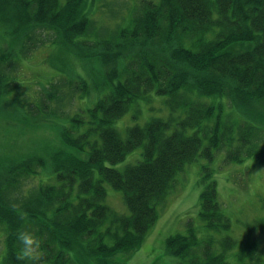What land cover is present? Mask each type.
<instances>
[{
    "label": "trees",
    "instance_id": "obj_1",
    "mask_svg": "<svg viewBox=\"0 0 264 264\" xmlns=\"http://www.w3.org/2000/svg\"><path fill=\"white\" fill-rule=\"evenodd\" d=\"M84 3L0 0V23L7 28L0 31L8 39L25 38L34 27L48 29L54 44L80 47L84 52L71 49L73 55L98 57L110 66L100 84L94 83L100 95L86 109L66 112L60 102L64 76L43 89L69 118L61 134L75 151H55L50 168L41 156L0 161V264H26L16 258L22 230L45 237L42 264H115L116 252L141 245L188 164L212 160L218 150L226 151L229 162L264 161V0H143L132 27L95 43L78 39L90 23ZM115 78L109 87L107 79ZM87 84H72L78 97L94 92ZM153 91L166 96L172 112L182 109L186 116H155L128 126L123 137L114 123ZM4 92L0 88V101ZM203 96L225 97L233 110L224 113L222 102L208 103ZM139 146L138 162L123 169L106 165ZM37 177L38 184L28 187ZM107 183L122 192L129 213L107 203ZM199 218V226L190 220L186 233L167 239L170 253L187 258V264H264V245L256 238L263 223L249 225L240 239L230 234L232 220L215 179L200 194Z\"/></svg>",
    "mask_w": 264,
    "mask_h": 264
},
{
    "label": "rangeland",
    "instance_id": "obj_2",
    "mask_svg": "<svg viewBox=\"0 0 264 264\" xmlns=\"http://www.w3.org/2000/svg\"><path fill=\"white\" fill-rule=\"evenodd\" d=\"M141 1L143 0H85L83 11L90 23L86 33L79 35L78 39L95 43L103 38H117L120 30L132 27L135 8ZM0 28L3 32L7 30L2 23ZM0 32V58L5 59L0 62V70L4 73L0 77V88L6 90L0 101V106H4L0 110V161L6 162L4 157L9 156H41L46 159V166L50 168V156L55 151L75 150L63 140L61 134L63 127L70 125V120L59 113L57 101L48 99L44 87L58 83L64 76L67 85L61 91L64 98L60 102L65 106L66 112L71 110L72 113L80 107L86 109L100 95L96 92L94 83L100 84L110 66L103 67L98 57L81 58L73 55L74 49L84 52L81 49L79 51L80 47L69 46L68 50L54 44V34L48 29L34 27L27 37L21 35L22 37L13 39H8ZM29 46L30 49L27 50ZM79 79H85L87 85L94 87L91 95L81 96V92V97H78L79 92L74 87L77 83L72 84ZM117 81V78L112 81L107 79L109 87ZM71 92L76 95L73 105ZM202 99L214 104L222 102L224 113L233 110L225 97L203 96ZM255 110L263 113L260 106H256ZM172 113L177 121L186 116L182 109L172 112L166 103V96L153 91L148 99L141 100L138 105L134 104L113 126L124 137L128 126L144 125L155 116L168 118ZM201 135L203 142L207 143L208 137L203 133ZM142 150L143 147L139 146L130 151L122 161L107 162L106 165L123 169L127 164L138 162L142 158ZM225 159L226 151L218 150L212 160L201 157L188 164L177 175L176 186L169 193L166 202L159 206L158 219L141 245L133 250L116 252L112 256L115 264H129V257L133 253H137L138 264H187V258L169 252L167 239L177 233H186L190 220H194L198 226L201 224L200 194L209 179L216 180L220 200L232 220L229 233L240 239L249 225L261 221L263 226L256 231V238L264 245V161L253 157H247L242 162H229ZM38 182V177L32 178L27 181V185L29 187ZM106 186L107 203L119 212L129 213L123 202L122 192L109 183ZM3 246L0 237V263Z\"/></svg>",
    "mask_w": 264,
    "mask_h": 264
},
{
    "label": "clouds",
    "instance_id": "obj_3",
    "mask_svg": "<svg viewBox=\"0 0 264 264\" xmlns=\"http://www.w3.org/2000/svg\"><path fill=\"white\" fill-rule=\"evenodd\" d=\"M21 219L26 218L21 215ZM17 240L20 244L16 257L18 261L26 262V264H42L44 260L43 243L45 240L43 235H38L32 230H22L17 233ZM129 264H138L137 253L130 255Z\"/></svg>",
    "mask_w": 264,
    "mask_h": 264
}]
</instances>
